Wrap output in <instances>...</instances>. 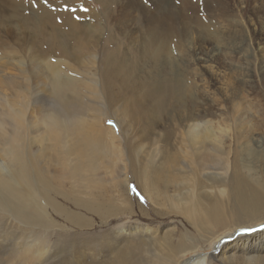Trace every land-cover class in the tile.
I'll list each match as a JSON object with an SVG mask.
<instances>
[{"label": "bare ground", "instance_id": "1", "mask_svg": "<svg viewBox=\"0 0 264 264\" xmlns=\"http://www.w3.org/2000/svg\"><path fill=\"white\" fill-rule=\"evenodd\" d=\"M93 1L103 7L99 15L80 10L83 0H48L46 4L36 0L35 6L32 0H0V33L3 27L33 32L14 49L0 40V162L5 161L0 166V264H264V175L249 155L245 161L244 156L224 150L223 130L196 121L185 125L195 103L191 99L194 104L189 106L185 101L187 106L179 110L187 92L176 68L170 64L165 69V45L152 37L139 58L136 50L135 57L132 53L126 57L117 48L103 60L99 87L96 79L73 68L85 50L78 45L94 41L100 33L98 25L79 26V19L108 18L114 5V0ZM164 2L156 4L160 17L165 13ZM161 25L162 19L154 22L153 32L160 35ZM15 49L22 50V56ZM50 58H57L58 64ZM148 60L154 63L150 71ZM8 69L14 71L12 76L3 73ZM7 91L10 96L5 95ZM166 95L165 104L157 99ZM104 116L123 129V144L103 125ZM137 125L146 126L145 130ZM132 127L140 134L143 130L147 146L152 135L156 138L147 148L150 154L131 140ZM156 127L162 129L161 136L152 134ZM174 136L179 144L172 147ZM117 161L124 162L122 169ZM102 170L106 179L111 177V192L99 174ZM129 177L151 204V212L164 218L177 216L193 229L198 244L214 241L213 251L200 254L196 243H182L181 237L176 238V225L166 227L161 236L157 229L140 224L118 225L114 246L105 238L102 242L87 238L79 244L57 242L52 247L49 230L54 221L48 210L72 228L91 230L93 225L81 211L101 221L130 212ZM113 193L123 207H117ZM142 206L137 203L143 216L137 214L147 217ZM132 243L153 245L149 251L143 248L148 254L138 257L140 262H120L122 247ZM155 246L159 251H151ZM113 253L117 260L110 258Z\"/></svg>", "mask_w": 264, "mask_h": 264}, {"label": "rangeland", "instance_id": "2", "mask_svg": "<svg viewBox=\"0 0 264 264\" xmlns=\"http://www.w3.org/2000/svg\"><path fill=\"white\" fill-rule=\"evenodd\" d=\"M157 3L158 0H114V5H112V8L109 10L110 16L108 18L98 17L96 21L91 20V18H86V20L80 18V23L78 22V25L81 27L89 26L84 24H90V26L98 25L99 28L97 30L99 31L94 29H92V31H97L98 33L100 32L99 35L96 32L98 38L100 37V39L96 36L93 38V40L95 39L94 41L90 40L93 44L88 41L86 45H78L84 47L85 52H82L84 55L81 53L79 56L80 59L75 64L71 63L73 68L77 69L81 74H88L87 77L92 80L96 79L95 81L98 85L101 80V71H103L104 67L103 60H105L106 55H111L112 53L114 54L116 49L119 48V52H121L120 55L128 57V55L132 53V57H135L133 50H136V56L139 58V55L142 54L141 50L144 49L143 46L151 43V40L153 39L152 37H154L166 47V58L163 61L165 69L169 67L170 64L173 65L174 69L176 68L175 71L177 75L182 79V89L185 93L187 92L186 98L181 97L182 100H185L182 101L180 99V101H182V105L179 106V110L188 104L191 106V99L195 105H197L191 106V111H188L189 119L185 125H188L189 122L192 123L196 121V123H208L209 125H212L215 131L219 129L223 130L224 150H226L229 154L234 153L239 154L241 157L244 156L243 158H246L245 161L248 160L247 156L249 155V157L253 158L254 167L264 175V0H165V13H162L164 14L162 17H160L161 14L157 11ZM83 5L84 7L79 9L82 11L85 9L91 15H93L92 11L99 15L100 8L102 7L98 3H94L93 0H83ZM155 8L156 10H154ZM161 19L163 21V25H161L162 31L160 36L158 33L156 34L153 32V24ZM170 27H173L174 29L172 28V30ZM3 28H1L0 40L2 42H6L8 45L10 44L11 46H9L12 49L17 47V43H24L25 39V42H27V40H29L28 36L31 37L33 35L31 30L24 31L14 29L13 27H9V29L8 27ZM153 33L155 36H152ZM86 46L89 47L87 48ZM15 52L19 56H22L24 53L22 50L21 52H18L16 49ZM85 58L87 60H85ZM89 58L94 59L93 64H90L91 62ZM49 61L51 63L58 64L57 58H50ZM148 61L150 64L148 71H150V69L154 66V63L150 62L153 60ZM11 70L12 69L4 70L3 73H10L12 76L14 71ZM148 71H146V73H148ZM160 72L163 73L162 71ZM100 85L101 84H99L98 87ZM204 93L206 95H204ZM188 94L192 97H189ZM5 95L10 96L8 91ZM187 98L190 99L188 100ZM157 99L164 101V104L169 101L167 99V95L163 98L158 97ZM162 101L158 102L161 103ZM185 101L188 102L187 105ZM162 118L163 115H160L159 119H156L158 121V126H160ZM169 118L170 116L168 115L165 118L166 120H163L168 122ZM102 120L103 125L106 128H109V130H112L118 140L123 144L125 135L123 133V129L117 124V122L111 120L110 116H104ZM109 121L112 122L111 125L109 124ZM245 122L247 125H245ZM145 127L146 126L139 128L145 130ZM143 130L140 134L139 130L134 129L133 127L130 128V131L133 133V138H131V140H135L138 146H144V149L146 148L145 152L150 154V151L147 148L156 140V138L152 135V137L149 138L150 143L147 146L148 139L146 140L144 138L145 136ZM153 130L154 132L152 134L157 136H161V133L163 132L161 128L158 129L157 127L153 128ZM178 140V136L173 137L172 147L179 144ZM113 141L117 144V140L113 139ZM164 150L165 149L160 146L159 151L163 152ZM257 157L258 159L255 160L254 158ZM232 158L233 157L231 156L230 159ZM4 162L5 161L0 162V166H3ZM117 164L118 169H122L125 165L122 161H117ZM104 173L105 172L102 170L99 174L103 178L102 180L104 181L106 188L110 189L112 186L109 184L108 180L111 181V177L109 176L110 179H106L108 176L102 175ZM114 176L117 177L116 174ZM128 181V191L129 194H132L133 196V199H131L133 206L131 207L130 212L133 211L134 213H121L122 215L119 217L110 218L107 221H101L97 215H92L90 212H86L84 214L81 211V213L85 216L81 213L79 214L93 225V229L91 230L87 229L79 231L75 227L72 228V226L62 217H59L53 214L51 210H48L49 217L51 216L50 218H53L52 221H54V226L49 230V232L52 230L50 234H53L51 237L52 247H55L56 244L58 245L57 242H59V244L62 242L60 245L68 244L70 242L79 244L81 240H86L87 238L88 241L97 240L101 242L105 238L112 246H114L115 244H113L112 241L116 240L114 237L117 230L116 227L118 225L140 224L145 228L149 227L157 229V235L161 236L162 232H166L165 230H167L168 227L176 225V227L178 226V229H176L178 237L176 236V238L181 237L180 240L183 239L182 243H186L188 245H195L194 243H196L198 247H201L199 249L200 254H210L213 251L215 246L214 241L213 243L198 244L200 240L196 242L198 236L195 234L193 229L188 227L184 221L182 223L181 219L177 216L171 217L170 215L168 218H164L157 216L155 212H151V204L147 202L148 200L141 194L135 181L131 179V177H129ZM133 187H135L138 195L133 194L131 191ZM111 191L113 190L110 189L109 192ZM112 196L117 207H123L121 202L118 201V195L113 193ZM62 203L63 202L61 200V204ZM137 203L143 205L142 207H144V209L142 210L147 214V217H141L143 214L140 213ZM65 206H67L66 203ZM68 207L70 209L73 208L71 209L73 211L75 209L69 205ZM74 212H76V209ZM136 220L140 222H137ZM62 223L63 225H61ZM59 225L61 228H59ZM64 225L68 228H65ZM67 229L69 230L67 231ZM185 230L187 231L185 232ZM59 231L62 233V235H60L61 237L59 236ZM64 231H67L66 236L63 235L65 234ZM86 232L88 233L86 234ZM90 233L92 235H90ZM83 234L87 235V237ZM65 237L67 239H65ZM73 237L76 239H73ZM60 239L63 240L61 241ZM53 241H56V243L53 244ZM219 242L217 241L216 243ZM131 245L134 247L136 246L139 250L136 247H133L135 249L134 250ZM131 245H129V247H122L124 245H121L124 250H121L122 252H119V254L124 253L125 256H121L120 254L118 257V260L121 259L120 262H140L138 257L140 258L141 256L142 258V256H145L143 254H146V252H143V248H146V250L149 251L153 244L148 243L147 245H144L145 247L141 243H132ZM157 249L158 247L155 246L154 250L151 249V251H159ZM139 251L142 252L140 253ZM115 253L110 255V258L113 257L112 260H117L116 256H114ZM104 260L107 261L109 259L106 258ZM141 262L143 263L144 261Z\"/></svg>", "mask_w": 264, "mask_h": 264}, {"label": "snow or ice", "instance_id": "3", "mask_svg": "<svg viewBox=\"0 0 264 264\" xmlns=\"http://www.w3.org/2000/svg\"><path fill=\"white\" fill-rule=\"evenodd\" d=\"M42 2L46 4V3H48V0H42ZM32 3H33V5L35 6V4H36V0H32ZM109 124L111 125L112 122L109 121ZM131 191L133 192V194L138 195V193L136 192L135 187H133V188L131 189ZM254 230H255V229H249V230H246V231H254Z\"/></svg>", "mask_w": 264, "mask_h": 264}]
</instances>
